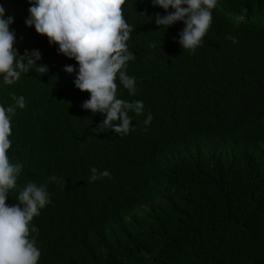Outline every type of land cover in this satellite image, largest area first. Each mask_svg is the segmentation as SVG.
Returning <instances> with one entry per match:
<instances>
[{"label":"trees","instance_id":"trees-1","mask_svg":"<svg viewBox=\"0 0 264 264\" xmlns=\"http://www.w3.org/2000/svg\"><path fill=\"white\" fill-rule=\"evenodd\" d=\"M0 4L19 54L39 50L48 69L0 78V104L26 101L11 121L8 156L23 168L6 203L29 181L50 193L29 224L37 264H264V0H218L195 51L178 43L182 22L164 30L150 19L163 9L126 0L136 91L117 78L116 94L144 103L127 135L81 107L89 93L63 70L76 61L25 26L27 0Z\"/></svg>","mask_w":264,"mask_h":264},{"label":"clouds","instance_id":"clouds-1","mask_svg":"<svg viewBox=\"0 0 264 264\" xmlns=\"http://www.w3.org/2000/svg\"><path fill=\"white\" fill-rule=\"evenodd\" d=\"M29 6L25 26L34 27L37 34L48 38L49 44L57 45V51L76 61L65 65L64 71L75 73L73 84L80 91L89 93L81 107L93 114L99 112L104 118L100 125L119 135H127L133 127L129 111L141 114V100L125 101L117 97V78L135 95V77L127 74V62L135 56L128 50L127 41L133 26L127 23L122 10L126 0H27ZM218 0H151L153 6L165 11L155 14V24L164 30L176 22L184 27L178 33L181 48L195 51L203 43L212 23V10ZM171 9V11H169ZM13 17L5 15L0 4V78L6 85L18 81L22 74L35 70L47 73L46 65H38L39 50H25L21 55L14 47L15 31L10 29ZM228 39L236 42L235 37ZM150 47H155L150 44ZM14 104H0V264H37L41 255L35 240L29 239V224L40 210L51 203L46 184L29 181L17 197L19 203H6L8 193L17 188V178L23 164L12 163L8 149L12 141L11 121L17 108L24 109L23 96L13 97ZM153 117L148 113L144 120L149 125ZM147 131V128H145ZM90 182L98 178L97 169H91ZM100 177L110 176L105 169ZM50 181L65 183L62 178L51 176ZM31 231L37 232L35 226Z\"/></svg>","mask_w":264,"mask_h":264}]
</instances>
